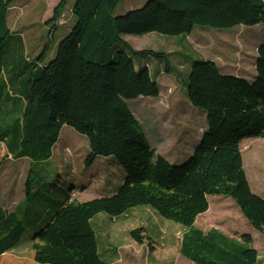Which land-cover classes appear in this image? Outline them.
I'll return each mask as SVG.
<instances>
[{
    "label": "trees",
    "instance_id": "trees-1",
    "mask_svg": "<svg viewBox=\"0 0 264 264\" xmlns=\"http://www.w3.org/2000/svg\"><path fill=\"white\" fill-rule=\"evenodd\" d=\"M15 1L0 0V131H5L0 132V167L8 157L31 161L26 186L31 202L35 170L52 157L68 126L89 142L86 166L99 157H114L126 177L111 196L62 205L26 250L17 249L26 232L24 223L17 213L0 206L1 260L110 264L101 252L93 220L100 214L118 219L147 207L188 230L180 252L193 264H258L251 235L233 240L217 231L206 234L195 223L209 210L210 196H225L264 234V196L252 191L241 151L243 140L264 139V43L252 82L223 74L213 61L192 62L186 93L191 104L206 113L208 129L190 160L172 165L150 146L127 104L141 96H159L149 70L138 68L135 58L153 56L165 60L169 68L168 56L136 51L123 37L153 32L184 36L197 26L229 29L264 24V0H148L121 16L115 11L122 0H75V23L55 57L35 66L24 89L13 93L4 70L13 38L8 7ZM66 3L62 0L57 8L55 21ZM144 232L135 229L131 237L143 244Z\"/></svg>",
    "mask_w": 264,
    "mask_h": 264
},
{
    "label": "rangeland",
    "instance_id": "rangeland-1",
    "mask_svg": "<svg viewBox=\"0 0 264 264\" xmlns=\"http://www.w3.org/2000/svg\"><path fill=\"white\" fill-rule=\"evenodd\" d=\"M147 1L122 0L115 15L125 14L126 8L142 6ZM61 3L62 0H17L8 7L7 21L13 38L9 44L6 78L13 93L21 78L17 74L21 63L31 62L42 49L46 57L52 56L61 37L73 25L75 0H67L58 19L54 20ZM53 31L56 33L52 34ZM123 38L136 51L153 50L168 56L169 68L165 60L153 56L135 58L138 68L149 70L158 85L159 96H141L127 104L156 153L172 165H183L193 156L208 129L206 113L194 107L186 93L192 62L210 60L223 74L252 82L257 76L259 50L264 43V24L229 29L197 26L190 35L184 36L153 32ZM241 151L252 191L263 197L264 139L243 140ZM89 155L87 138L65 126L52 157L35 170L32 180L35 197L30 202L31 215L25 222L36 223L39 218L44 226L67 202H86L115 194L126 177L123 167L114 157H99L88 167L85 162ZM32 165L29 160L8 157L0 167V191L13 199L11 207L19 215L24 209V204L20 203L26 197L25 187ZM209 202V210L198 217L195 228L206 234L217 231L233 240H240L243 234L251 235L253 247L259 253L258 264H264V234L252 226L231 198L210 196ZM93 227L101 252L110 264H193L180 252L188 230L150 208L139 207L118 219L100 214L93 220ZM138 228L145 230L143 244L131 237V232ZM29 240L23 236L17 249H30ZM8 261V258L6 262L0 258V264Z\"/></svg>",
    "mask_w": 264,
    "mask_h": 264
},
{
    "label": "crops",
    "instance_id": "crops-1",
    "mask_svg": "<svg viewBox=\"0 0 264 264\" xmlns=\"http://www.w3.org/2000/svg\"><path fill=\"white\" fill-rule=\"evenodd\" d=\"M147 1V0H146ZM145 4L143 3L142 4V6H135V7H130V8H126L127 10V12L125 13V14H127L128 12H130V11H132V10H136V9H139V8H142L143 6H144ZM136 7H139V8H136ZM125 14H120V15H117L116 14V16H121V15H125ZM74 23H75V20H74ZM74 23H73V25H74ZM73 25L69 28V30L67 31V33L65 34V35H63L62 37H61V39L59 40V42H58V45H57V47H56V50H55V52H54V54L52 55V56H49V57H43L42 58V51H44L43 49L32 59V61L30 62V61H28V62H26V61H24V62H22L21 63V66H20V68L19 69H17V70H19L18 72H21V78H20V80H18V82H17V90L15 91V93L16 92H21L23 89H24V85H25V83H26V80H27V78L30 76V74H31V71H32V69L35 67V66H41V64L43 65H45V64H47L51 59H53L54 57H55V55H56V53H57V50H58V46H59V43H60V41L71 31V29H72V27H73ZM56 32L55 31H53V33L52 34H55ZM7 59H8V54H7V56H6V62H5V70H4V76H5V78H6V71H7ZM44 61V62H43ZM21 62V61H20ZM17 72V73H18ZM15 79V78H14ZM6 80H7V78H6ZM10 158H12V159H14L13 157H10ZM15 160H17V159H15ZM19 160H26V161H28L27 159H19ZM29 162H31L30 160H29ZM26 186H27V183H26ZM39 187V186H38ZM26 188V187H25ZM7 189V188H6ZM26 190V189H25ZM33 193V192H32ZM25 196H26V192H25ZM8 202H9V204H8ZM28 202V204H25V203H27ZM14 203V201H13V199H9V196L8 195H6V193L3 191H0V206L1 207H3L5 210H7V211H9V212H14V210L12 209V207H11V204H13ZM20 204H24V209L21 211V215H19L18 213V215H19V218H20V220H21V222L22 223H24V225H25V228H26V232L24 233V236H26V237H29L30 238V244L32 245V243H33V237H34V235L39 231V230H41V229H43L49 222H47L44 226H43V222H42V220L41 219H37V221H36V223L34 222L33 223V221H31V222H25V220L27 219V218H29L28 216H30L31 215V212H32V207H31V205H30V200H27V198L25 197V199L20 203ZM18 206V205H17ZM136 209H138V208H136ZM136 209H134V210H136ZM134 210H132V211H134ZM49 214L51 213V211H47ZM51 220H52V218H51ZM51 220H49V221H51ZM35 226V228L33 229V227ZM40 228V229H39ZM36 229H39V230H37L35 233H34V231L36 230ZM22 241V240H21ZM21 243V242H20ZM19 246V245H18ZM18 248V247H17ZM103 254V253H102Z\"/></svg>",
    "mask_w": 264,
    "mask_h": 264
},
{
    "label": "water",
    "instance_id": "water-1",
    "mask_svg": "<svg viewBox=\"0 0 264 264\" xmlns=\"http://www.w3.org/2000/svg\"><path fill=\"white\" fill-rule=\"evenodd\" d=\"M202 138H203V137H202ZM201 140H202V139H201ZM199 144H200V143H199ZM197 147H198V146H197ZM197 147H196V148H197Z\"/></svg>",
    "mask_w": 264,
    "mask_h": 264
}]
</instances>
